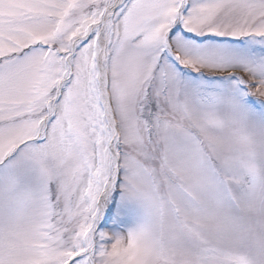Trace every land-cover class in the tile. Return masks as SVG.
I'll list each match as a JSON object with an SVG mask.
<instances>
[{
    "label": "snow or ice",
    "instance_id": "1",
    "mask_svg": "<svg viewBox=\"0 0 264 264\" xmlns=\"http://www.w3.org/2000/svg\"><path fill=\"white\" fill-rule=\"evenodd\" d=\"M0 264H264V0H0Z\"/></svg>",
    "mask_w": 264,
    "mask_h": 264
}]
</instances>
